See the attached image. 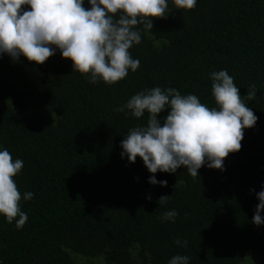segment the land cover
Wrapping results in <instances>:
<instances>
[{
  "label": "trees",
  "instance_id": "1",
  "mask_svg": "<svg viewBox=\"0 0 264 264\" xmlns=\"http://www.w3.org/2000/svg\"><path fill=\"white\" fill-rule=\"evenodd\" d=\"M145 19L153 28L133 26L141 41L128 50L139 67L112 84L72 72L59 50L43 63L0 56V148L23 161L12 178L28 217L17 229L18 216L0 214V264H167L177 254L188 264H264V224L251 219L264 182V0H197L191 9L167 0L165 16ZM221 69L242 100L254 93L244 102L258 119L241 148L223 171L202 165L192 176L180 166L154 174L166 186L148 183L142 159L121 158L119 144L148 113L114 109L156 86L217 107L209 74ZM171 209L174 222H162Z\"/></svg>",
  "mask_w": 264,
  "mask_h": 264
},
{
  "label": "clouds",
  "instance_id": "2",
  "mask_svg": "<svg viewBox=\"0 0 264 264\" xmlns=\"http://www.w3.org/2000/svg\"><path fill=\"white\" fill-rule=\"evenodd\" d=\"M177 9H191L197 0H172ZM0 0V56L7 54L13 61L24 56L29 61L43 63L57 50L63 58L72 61V72L89 73V82L97 79L112 84L123 79L129 69L135 71L139 60L132 58L129 49L141 41V29L153 28V20L146 17H163L167 0ZM29 5L30 9L22 6ZM119 12L118 17L113 14ZM139 18V19H138ZM212 96L217 107L209 109L194 94L182 96L176 88L159 86L141 90L125 104L114 109L133 117L148 113L146 125L128 129L119 142L121 158L135 162L139 156L149 173L152 185L166 186L167 180H157L159 170L176 173L184 166L192 176L204 165L224 170V158L241 148L243 129L255 125L258 117L246 106L251 100L249 93L242 100L239 89L225 69L213 71ZM164 109L167 115L158 117ZM161 119L163 123H161ZM23 161L13 160L9 151L0 148V214L8 223L15 219L20 229L27 214L20 210L21 193L13 180L22 168ZM254 191V189H250ZM258 203L252 222L264 224V182L255 192ZM26 191L23 199H31ZM151 200V195L146 196ZM169 195H161L158 201L166 203ZM175 209L165 211L161 221L174 222ZM178 246H186L187 240L174 239ZM186 255H174L167 264H188Z\"/></svg>",
  "mask_w": 264,
  "mask_h": 264
}]
</instances>
